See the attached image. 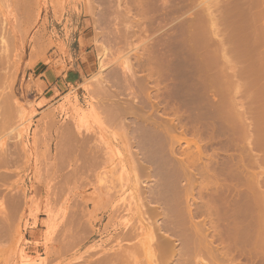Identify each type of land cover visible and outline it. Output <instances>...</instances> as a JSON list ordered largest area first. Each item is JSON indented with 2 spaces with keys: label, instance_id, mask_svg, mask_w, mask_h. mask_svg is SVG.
Segmentation results:
<instances>
[{
  "label": "rangeland",
  "instance_id": "374dc122",
  "mask_svg": "<svg viewBox=\"0 0 264 264\" xmlns=\"http://www.w3.org/2000/svg\"><path fill=\"white\" fill-rule=\"evenodd\" d=\"M152 1L148 0V6L145 7V11L148 10L149 14H147L150 20L147 19L139 24L141 27H146V31L140 33L139 30L141 31L142 28L138 25L137 30L136 25L141 17L139 14L141 9L136 0H0V56L4 55L1 54L3 53L1 51L2 37L8 39L11 46H9L10 53L6 64L3 65L4 67L0 66V122L6 120V118L7 120L10 119L9 122L6 120V125L2 122L4 126H0V153L9 152L11 155L13 153V160L15 159L11 161L12 163H7L8 166L5 165L0 169V176L2 174V180L0 179V194H2L0 197H6L2 200L0 198V201H2V203L0 202V213L3 217L0 220L2 219L3 224H6L4 227L6 231L3 230L6 234L3 232L0 234V236H2V233L4 234L2 236L4 238H0V264H96L100 261V258L103 261L113 251L120 250H116V241L114 242V240L123 235V231L128 224L141 229V234L139 233L133 241L136 247L132 248L131 253L137 255L139 262H145V264H179V261L182 260L181 257H175L172 253L165 255V252L164 254L161 253L163 255L159 254L160 258L158 257V260L153 261L149 253L153 248L156 250L155 247L157 246L154 247L152 237L149 234L152 233L155 236L154 242L157 240V245L161 241V239L159 241L160 236H175L166 229L165 223L170 218L177 226L181 225L183 221H188L190 219L189 206L190 208L192 206V213L196 214L193 220L195 218L194 221L197 223L208 222L210 216L213 217L214 222L219 219L218 216L215 217V215L210 214L209 216L208 211L205 212L207 210L205 206H207L211 194L218 190L216 187H210L207 191L205 189L200 191V188H197L194 196L196 199L193 197L192 201L186 198L188 178L182 173L183 161L186 159L184 155L188 152L184 148L186 143L181 142L179 147L177 144L173 146L170 136L164 129L161 131L162 128H160L156 131L152 123L162 121L161 119L166 117L165 115L169 119L176 118L179 114L183 115L182 124L187 125L185 127L186 132H189L188 134L192 136L186 133L187 138H196V141L200 139V143H202L203 154L205 153L204 156L206 157L201 164L204 165V162L209 163L208 167L210 166V169L216 172L221 168H228L226 163L229 156L238 154L240 151V148L237 147L236 149V146L233 147L234 145L230 144V139L233 136V139H235L239 134H243L240 129L237 130L240 127L239 122L242 124L246 121L245 129L247 130L245 131L249 134L247 135V138L249 137L247 141L257 138L258 135L255 134L258 132V138H264V130H262L264 129V88H260L264 87V33H260L264 31L262 30L264 29V11L261 13L264 2L263 0H257L259 4H262L260 6L256 0H155L153 1L154 4ZM219 1H222V3ZM212 2L215 4L221 3V5L219 4L221 7L224 4L221 11H219L220 7L218 9L216 5L211 10H214V13H209L210 10L206 11V9H211L214 6ZM151 6L154 8L151 9ZM205 6H208V8H205ZM260 8L261 10H259ZM203 9L204 12L209 13V17L207 13V16L204 15ZM127 10H131L130 16H124ZM193 13L195 15L199 13L200 18L198 17V19L205 18L201 20L206 23H201V20L198 19H195L196 22H194L193 18H196V16ZM202 13H204L203 17ZM211 14L212 16L216 15L211 17ZM206 17H211V20ZM190 20H192V23L194 22V26L197 23V26L194 27L191 24V28L189 27L191 34L186 28L190 25ZM203 24L205 30L209 28L208 32H211L208 35L213 34L215 30L216 33L221 31L218 36L214 33L216 36L214 38H212L214 34L211 35L213 41H210H212V44L208 42L210 35H206L208 39L205 36L207 30L205 32L204 27L201 26ZM183 26H185V29ZM133 27L137 31H134ZM192 27L196 29L194 30ZM199 28L201 29L198 30ZM192 29L194 31L198 30L197 33L193 32ZM203 30L204 37H202V33H199ZM137 32H139L138 35ZM193 34L195 35L194 39L198 38V42L192 38L194 37ZM222 39H226L227 44L225 42L223 44L224 40ZM163 42L166 44L164 49L168 52L166 62L169 63L164 62L166 68L164 71L165 76H162L163 81L157 79L158 83L160 82L159 97L161 102L159 100L160 106L158 105L161 107L160 113L163 115L165 111L168 112H165L167 114L162 117L155 109L157 105H154L158 103L154 97L155 91H157L154 86L157 81L155 84L153 82L156 78L152 77V80L146 81L148 72L145 66H143L145 69H142L141 61L146 60L142 58L147 56L146 48L148 45H150V48L153 45L159 48ZM197 43L202 44L198 46ZM209 43L211 45L209 47H213L211 49L216 46L220 47H216L217 51L215 49L211 51L210 48H208V51L206 45ZM214 45L216 46L214 47ZM223 45H227L228 48ZM219 48L221 49L219 50ZM203 50L205 54L211 51L210 55L216 52V56H214V53L208 59L209 54L205 56ZM33 56L34 58L30 61ZM212 57H217L215 59H220L221 62L219 60L216 62L217 64L213 63L216 60ZM221 57H223V62ZM201 58L208 60L204 61ZM203 61L206 62V67ZM100 64L103 65H101L103 68L99 67ZM155 65L158 66V63ZM208 65L210 66L209 71ZM140 68L142 70H138ZM101 70L102 72H99L101 79L99 78L100 80L97 81L96 73L99 74L98 71ZM148 71L150 72L149 68ZM226 73L232 76L228 79L229 76ZM155 76L158 77V75ZM209 84H211L212 89L209 88ZM257 88L263 92H259L260 90H257ZM223 89H226V91L223 92ZM230 91L231 94H228ZM226 92L228 96L225 94ZM255 96H258L256 97L257 100H254ZM227 97H230L229 101H226ZM139 99H142L141 102ZM251 99L254 100L253 104ZM181 100L183 101L180 102ZM226 102H229V106ZM236 102L238 103L234 105ZM161 105L164 106V109ZM173 106L180 107L178 108L180 110L177 109L178 114L176 110L172 109ZM234 106L239 111L234 109ZM249 106H251V109ZM169 107L173 110H171L172 112H170ZM255 107L256 109L253 110ZM247 109L252 111H247ZM237 111L239 113H236ZM244 111L248 112L249 116L245 115ZM241 113L246 117H242ZM259 113L263 116L261 117ZM229 114H232L235 119L231 116L229 118ZM7 115L10 117L8 118ZM157 116L162 118L160 119ZM239 116L246 120L243 119L244 121L241 122L242 118ZM230 119L238 122L234 123L233 121V124H235L233 125ZM259 120H262L263 123ZM150 121L152 123H149ZM224 122H227L226 125ZM147 124L151 126L148 127ZM214 129H217V131ZM161 132L163 136H161ZM68 133L70 136L72 134V139ZM164 134L169 137L165 136L167 141L163 138ZM241 136H239V140ZM63 137H67V139L64 138L67 144L72 140L69 143L70 145L66 143V145H62ZM138 139L142 141L140 142ZM218 140L220 143H218ZM145 141L149 143L146 144ZM139 142L143 144H139ZM59 145L61 150L66 149L65 151L68 152L62 150L63 152L60 154L64 153L63 158L59 154L61 151ZM71 145L75 147L72 148ZM142 147H145V150ZM171 150L174 153H171ZM259 151H252L251 157L264 156V150ZM214 153L216 154L213 155ZM173 154H176V157ZM180 154L185 158L182 159ZM146 155H154V157L150 156V160L152 158H155V160L152 159L144 167L146 165L144 162ZM57 156H60L61 160L58 161ZM216 157L218 158L216 159ZM135 158L136 160H134ZM139 161L142 162V165ZM170 161L174 164H170ZM185 161L187 162V160ZM150 162L153 163L154 170H151L153 167ZM186 162L185 164H187ZM220 163L223 164H221L222 167ZM180 164L182 165L180 166ZM203 165L199 167L202 168ZM173 166H178V170ZM9 167L12 169L10 168V170ZM212 167L216 168L213 169ZM143 168H145V172H149V175L144 172ZM148 168L150 169L148 170ZM75 169H78L81 178L70 176ZM194 169L201 170L198 167ZM198 170H195V173H198ZM3 171L5 172L3 173ZM227 175L224 172L221 183L230 184L234 182L233 178H230V176L228 178ZM219 191L222 193L223 190L219 188ZM171 193L175 194L171 195ZM209 194L210 196H208ZM236 194L238 192L232 191L228 194L227 199L231 203L235 200H237L236 202L242 201L241 197H238L239 194L238 196ZM234 195L238 198L235 199ZM14 197L16 200L12 199ZM23 197L24 199H22ZM1 205L6 206V208ZM129 206L134 209L132 207L128 208ZM3 209H7V211ZM229 210L231 211L230 208ZM229 210H226L227 213H225V217L228 214L226 222L222 221L224 224L222 222L221 225L219 224L221 229L226 228L229 221L232 224V219L235 220V218L240 221L246 220L245 223H249L248 225L252 224L251 220L254 216L252 212H248L246 215L242 213V216L239 212L233 213ZM193 211H196V213ZM117 217H121V220L123 217V220L121 221ZM7 220H11L12 223H8ZM145 220L146 222L150 221V223L147 222L148 224H146ZM140 222H142L141 225ZM245 223L240 225L248 226ZM7 225L9 227H6ZM9 228L11 230H8ZM151 228L152 232H150ZM173 236L171 238L176 241H173L177 244L176 247L181 248V238H178L177 241V236ZM109 243L113 244L110 245ZM157 248H160V246L158 245ZM159 250L156 252L160 253ZM106 255L107 257H105ZM241 262L245 263L246 260L242 258Z\"/></svg>",
  "mask_w": 264,
  "mask_h": 264
},
{
  "label": "bare ground",
  "instance_id": "6f19581e",
  "mask_svg": "<svg viewBox=\"0 0 264 264\" xmlns=\"http://www.w3.org/2000/svg\"><path fill=\"white\" fill-rule=\"evenodd\" d=\"M153 1H155V0H153ZM153 1H152V3H153ZM161 1V0H160ZM180 1V0H179ZM184 1V0H183ZM191 1V0H190ZM210 1V0H209ZM231 1V0H230ZM235 1H237V0H235ZM253 1V0H252ZM157 2V1H156ZM167 2V1H166ZM169 2V1H168ZM216 2H218V1H216ZM219 2H221L222 3V1H219ZM256 2H257V0H256ZM263 2H264V0H263ZM262 2V3H263ZM136 3H137V5L140 7V12H139V14H140V19H139V21L136 23L137 25H136V29H137V27H138V25L139 24H141L142 22H145V20H147L148 19V10L147 11H145V7H146V5H147V3H148V0H136ZM155 3V2H154ZM153 3V4H154ZM163 3V2H162ZM213 4H214V6L210 9H206V11H211L214 7H218V9H219V7H220V10L219 11H221V9L223 8V6H224V4H223V6L221 7L220 5H221V3H217V4H215L214 2H212ZM228 3V2H227ZM233 3V2H232ZM237 3V2H236ZM240 3V2H239ZM258 4H259V2H257ZM261 3V2H260ZM192 4V3H191ZM166 5V4H165ZM209 5H212V4H209ZM216 5V6H215ZM219 5V6H218ZM260 6H262V4H259ZM148 6V5H147ZM195 6V5H194ZM201 6V5H200ZM235 6V5H234ZM259 6V7H260ZM264 6V5H263ZM159 7V6H158ZM162 7V6H161ZM165 7V6H164ZM163 7V8H164ZM149 8V7H148ZM151 9H153L152 8V6L150 7ZM149 8V9H150ZM162 8V9H163ZM167 8V7H166ZM165 8V9H166ZM205 8H208V6L206 7L205 6ZM262 8V7H261ZM261 8L259 9V10H261ZM201 9V8H200ZM167 10V9H166ZM165 10V11H166ZM202 10V9H201ZM226 10H227V7H226ZM225 10V11H226ZM130 11L131 10H127V13L124 15V16H127V15H129L130 14ZM204 12V9H203V12L205 13H202V17L204 16V15H206V13L207 12ZM214 11V10H213ZM213 11H211V12H209V13H212ZM264 11V8H262V10H261V13ZM152 12V11H151ZM194 12V11H193ZM148 13V14H147ZM194 13H196V12H194ZM193 13V14H194ZM199 13H201V12H199ZM198 13V15L196 14H194V16H196V18H193L192 20L194 21V22H196L195 21V19L197 20L198 19V17L200 18V14ZM209 13H207V15H208V17L210 16L209 15ZM214 13V12H213ZM224 13V12H223ZM204 14V15H203ZM131 15V14H130ZM129 15V16H130ZM206 15V16H207ZM216 14H214L213 16H215ZM212 16V14H211V17H213ZM192 17H193V15H192ZM208 17H206V18H208ZM210 17V18H211ZM129 18V17H128ZM131 18H133V17H131ZM152 18V17H151ZM210 18H208V20H211ZM202 20H204L205 18H201ZM201 19H198L199 21L201 20ZM213 19V18H212ZM148 20H150V19H148ZM152 20V19H151ZM192 20H190V22L192 21ZM200 21L201 23L203 22V21ZM153 21V20H152ZM155 21V20H154ZM188 21V20H187ZM207 21V20H206ZM213 21V20H212ZM127 22V21H126ZM150 22V21H149ZM186 22V21H185ZM189 22V23H190ZM194 22L192 23H190V25L188 26V27H186L187 29H188V31H189V33L191 34V32H190V30H189V27L191 28V26L193 25L194 26ZM208 22V21H207ZM213 22H216V21H213ZM122 23V22H121ZM203 23H206V22H203ZM212 23V22H211ZM192 24V25H191ZM197 24V23H196ZM195 24V26H197ZM214 24V23H213ZM217 24V23H216ZM185 25V24H184ZM198 25H200L199 23H198ZM212 25V24H211ZM133 26V25H132ZM144 26V25H143ZM182 26V25H181ZM194 26V27H195ZM201 26H203L204 27V30H205V26H204V24L203 25H201ZM201 26H199V27H201ZM213 26V25H212ZM216 26H218V25H216ZM128 28H129V26H127ZM139 27L140 28H142V30L140 31L139 30V32L140 33H142V31L144 32V31H146L145 29H146V27L144 28V27H141V25H139ZM138 27V28H139ZM184 27V29H185V26H183ZM213 27H215V25L213 26ZM123 28V27H122ZM143 28H144V30H143ZM182 28V27H181ZM193 28V27H192ZM207 28V27H206ZM212 28V27H211ZM261 29H262V27H260ZM132 29H134V31H137L134 27L132 28ZM131 29V30H132ZM180 29V28H179ZM194 29V28H193ZM192 29V31L193 32H196L197 33V31L198 30H200L201 28H199L197 31H194ZM213 29V28H212ZM219 29V28H218ZM130 30V31H131ZM181 30V29H180ZM204 30H203V32H199V33H202V37H204ZM207 30V34L205 33V36L206 35H208V33H211V32H208L209 31V28H207L206 29ZM206 30H205V32H206ZM262 30H264V29H262ZM182 31H184V30H182ZM187 31V32H188ZM128 32V31H127ZM139 32H137V35H138V33ZM192 32V33H193ZM213 32V31H212ZM217 31L215 30V34L218 36V33H220V32H218V33H216ZM135 33V32H134ZM180 33V32H179ZM213 33V34H214ZM260 33H264V31L262 32H260ZM125 34V33H124ZM136 34V33H135ZM182 34V33H181ZM213 34H211V35H213ZM215 34L212 36V38H214V36H215ZM187 35V34H186ZM194 35V34H193ZM210 35V34H209ZM208 35V36H209ZM211 35H210V37H208L207 38V36H206V38L209 40L208 42H210L211 44H212V38H211ZM263 35V34H262ZM126 36H127V34H126ZM134 36V35H133ZM192 36V35H191ZM135 37H138V36H135ZM140 37V36H139ZM183 37V36H182ZM185 37V36H184ZM189 37V36H188ZM187 37V38H188ZM197 37H198V35H197ZM200 37V36H199ZM216 37V36H215ZM193 39L195 38V35H194V37H192ZM205 38V39H206ZM182 39V38H181ZM191 39V38H190ZM198 39V38H197ZM197 39H194V40H197ZM129 40V39H128ZM140 40V39H139ZM143 40V39H142ZM164 40V39H163ZM203 40V39H202ZM210 40H212V41H210ZM218 40V39H217ZM217 40H215V41H217ZM222 40H224L223 41V44H225L226 43V39H222ZM123 41V40H122ZM158 41H160V40H158ZM199 41H200V39H199ZM125 42V41H124ZM128 42V41H127ZM144 42V41H143ZM191 42V41H190ZM194 42H196V41H194ZM197 42H198V40H197ZM218 42V41H217ZM225 42V43H224ZM9 43V41H8V39H6L5 37H2L1 38V46H2V52L3 53H1V54H4V55H2V56H0V66L2 67L3 65H5L6 64V60L8 59V56H9V46H10V43ZM165 42H163L160 46H159V48H156V47H154V45H153V47H149L150 45H148V47L146 48L147 49V56H146V58L144 57V58H142V59H146L144 62H142L141 60V64H142V69L144 68L145 69V67H146V69H147V74H148V79L146 80V81H150V80H152V77H155L156 79H155V81L153 82L154 84H155V82L157 81V79H158V81H160V80H162V78L165 76V68H166V65L164 66V64L166 63L167 64V62H166V60H167V54H168V52L166 51V49H164L166 46H164V45H166V44H164ZM202 43H203V41H202ZM202 43H199V44H202ZM205 43H206V40H205ZM205 43H203L204 45H205ZM210 43L209 44H207L206 46H208L207 47V49L206 50H208V48H210L209 47V45H210ZM214 43V42H213ZM198 44V43H197ZM199 44H198V46H199ZM214 44H217V43H214ZM227 44V43H226ZM194 45V44H193ZM217 45H219V44H217ZM195 46V45H194ZM197 46V47H198ZM211 46V45H210ZM213 46V45H212ZM216 45H214V47H215ZM223 46H227V45H223ZM11 47V46H10ZM196 47V46H195ZM194 47V48H195ZM216 47H220V46H216ZM216 47L214 48L216 51H217V49H216ZM144 48V49H145ZM200 48H202V47H200ZM211 48H213V47H211ZM210 48V50L211 51H214V49H211ZM222 48V47H221ZM221 48H219V50L221 49ZM227 48H228V46H227ZM226 48V49H227ZM195 49H197V48H195ZM204 49V48H203ZM218 50V51H219ZM224 50H225V48H224ZM199 51V50H198ZM209 51V50H208ZM210 51V52H211ZM203 52H204V50H203ZM210 52L209 53H206V54H209L208 56H207V58L209 59V57L210 56H213V54H214V56H216V52H213V54L212 55H210ZM198 53V52H197ZM204 54H205V52H204ZM206 54H205V56H206ZM196 56H197V54H196ZM198 56H199V54H198ZM101 57V56H100ZM204 57V56H203ZM219 57V56H218ZM224 57V56H223ZM223 57H221V59L223 58ZM34 58V56L33 57H31V60L30 61H32V59ZM212 58H214V57H212ZM215 58H217V57H215ZM214 58V59H215ZM102 59V58H101ZM100 59V60H101ZM198 59V58H197ZM201 59H204V61L206 60L205 58H201ZM207 59V60H208ZM213 59V60H214ZM200 60V59H199ZM206 60V61H207ZM216 60V59H215ZM220 59H217L215 62H213V63H216L217 61H219ZM227 60V59H226ZM228 60H229V57H228ZM34 61V60H33ZM170 61V60H169ZM197 61V60H196ZM203 61V63H204V65H205V63L206 62H204ZM211 62H212V60H210ZM209 61V62H210ZM225 61V60H224ZM102 62V61H101ZM165 62V63H164ZM172 62V61H171ZM208 62V63H209ZM210 62V63H211ZM220 62H221V60H220ZM222 62H223V59H222ZM30 63H32V62H30ZM104 63V62H103ZM138 63V62H137ZM156 63H158V66L157 65H155ZM169 63V62H168ZM219 63V62H218ZM140 64V63H139ZM217 64V63H216ZM32 65V64H31ZM102 64H100L99 65V67L101 66ZM201 65V64H200ZM210 65V64H209ZM208 65V66H209ZM215 65V64H214ZM103 66V65H102ZM101 66V67H102ZM141 66V65H140ZM143 66H145V67H143ZM168 66V65H167ZM216 66V65H215ZM214 66V67H215ZM221 66V65H220ZM4 67V66H3ZM149 68V70H150V72L148 71V68ZM205 67H206V65H205ZM213 67V66H212ZM103 68V67H102ZM101 68V69H102ZM139 68V67H138ZM209 68H210V66L208 67V71H209ZM100 69V68H99ZM141 68L140 69H138V70H142ZM143 69V70H144ZM167 69H168V67H167ZM201 69V68H200ZM103 70V69H102ZM102 70L101 71H98V73L99 72H102ZM131 71V70H130ZM130 71H129V73H130ZM146 71V70H145ZM210 71H211V69H210ZM104 72V71H103ZM135 72V71H134ZM170 72V71H169ZM137 73V72H136ZM168 73V72H167ZM225 73V72H224ZM223 73V74H224ZM138 74V73H137ZM96 75H97V77L98 76H100V73L99 74H97L96 73ZM102 75V74H101ZM140 75V74H139ZM154 75V76H153ZM155 75H158V77L157 76H155ZM164 75V76H163ZM168 75V74H167ZM207 75V74H206ZM217 75V74H216ZM226 75H227V73H226ZM230 75V74H229ZM229 75H227V76H229ZM127 76H129V75H127ZM137 76V75H136ZM163 76V77H162ZM201 76V75H200ZM224 76V75H223ZM222 76V77H223ZM232 76V75H231ZM231 76H229L228 77V79L231 77ZM96 77V80L98 81V79L100 78L101 79V76L100 77H98L97 78ZM105 77V76H104ZM144 77V76H143ZM142 77V78H143ZM169 77V76H168ZM171 77H172V75H171ZM173 77H175V76H173ZM207 77H209V76H207ZM214 77V76H213ZM221 77V78H222ZM136 78H138V77H136ZM135 78V79H136ZM212 78V77H211ZM220 78V79H221ZM99 79V80H100ZM125 79V78H124ZM129 79V78H128ZM131 79V78H130ZM167 79V78H166ZM200 79V78H199ZM226 79V78H225ZM224 79V80H225ZM227 79V80H228ZM95 80V79H94ZM103 80V79H102ZM132 80V79H131ZM138 80V79H137ZM144 80V79H143ZM207 80V79H206ZM218 80V79H217ZM104 81V80H103ZM130 81V80H129ZM148 81V82H149ZM158 81H157V83H158ZM163 81V80H162ZM178 81V80H177ZM176 81V82H177ZM204 81V80H203ZM208 81V80H207ZM131 82V81H130ZM139 82V81H138ZM145 82V81H144ZM208 82H210V80L208 81ZM213 82V81H212ZM211 82V83H212ZM215 82V81H214ZM102 83V82H101ZM127 83H128V80H127ZM132 83V82H131ZM135 83H136V81H135ZM151 83V82H150ZM156 83V85L154 86V84H153V86L155 87V88H157V91H155L156 93H155V95H154V97H155V100H157L158 101V103L157 104H154L155 106L157 105V108H155V109H157V112H158V114L160 113V108L161 107H159L160 105H159V100H160V97H159V92H160V82L157 84ZM181 83V82H180ZM203 83V82H202ZM216 83V82H215ZM93 84V83H92ZM100 84V83H99ZM177 84V83H176ZM218 84V83H217ZM222 84V83H221ZM101 85V84H100ZM142 85V84H141ZM146 85V84H145ZM151 86H152V84H150ZM206 85V84H205ZM211 84H209V88H211V86H210ZM261 85V84H260ZM263 85H264V83H263ZM262 85V86H263ZM126 86V85H125ZM147 86H148V84H147ZM167 86V85H166ZM165 86V87H166ZM217 86V85H216ZM219 86V85H218ZM217 86V87H218ZM87 87V86H86ZM123 87V86H122ZM129 87H130V85H129ZM213 87V86H212ZM124 88V87H123ZM131 88V87H130ZM139 88V87H138ZM151 88V87H150ZM215 88V87H214ZM260 88H264V87H260ZM212 89V88H211ZM228 89V88H227ZM125 90V89H124ZM173 90V89H172ZM257 90H260L259 88H257ZM264 90V89H263ZM209 91H210V89H209ZM224 91H226V89L224 90L223 89V92ZM228 91H229V89H228ZM256 91V90H255ZM149 92H150V89H149ZM205 92V91H204ZM241 92V91H240ZM240 92H238V93H240ZM259 92H263V91H259ZM145 93V92H144ZM132 94V93H131ZM130 94V95H131ZM142 94V93H141ZM146 95H147V93H145ZM222 94V93H221ZM226 95H227V92L225 93ZM228 94H231V91L230 92H228ZM246 94V93H245ZM256 94H258L257 92H256ZM152 95V94H151ZM160 95H162V94H160ZM225 95V96H226ZM243 95V94H242ZM132 96V95H131ZM134 96V95H133ZM145 96V95H144ZM150 96V95H149ZM148 96V97H149ZM169 96H170V94H169ZM218 96V95H217ZM228 96V95H227ZM231 96V95H230ZM237 96H238V94H237ZM248 96H250V95H248ZM247 96V97H248ZM260 96V95H259ZM113 97H115V96H113ZM139 97V96H138ZM141 97H143V96H141ZM221 97L222 98H224L223 97V95H221ZM254 97V96H253ZM256 97H258V96H255V99L254 100H257L256 99ZM133 98H135V97H133ZM150 98V97H149ZM228 98V99H227ZM227 98H225V99H227L226 101H229V99H230V97H227ZM233 98V97H232ZM234 98H235V96H234ZM243 98H245V97H243ZM252 98V97H251ZM261 98V97H260ZM137 99V98H136ZM148 99V98H147ZM236 99V98H235ZM247 99V98H246ZM259 99V98H258ZM140 100V99H139ZM142 100V99H141ZM141 100H140V102H141ZM144 100V99H143ZM152 100H153V97H152ZM172 100V99H171ZM232 100V99H231ZM230 100V101H231ZM234 100V99H233ZM244 100V99H243ZM253 100V101H254ZM261 100V99H260ZM164 101V100H163ZM167 101H169V100H167ZM167 101H165V102H167ZM183 100H181L180 102H182ZM236 101V100H235ZM240 101V100H239ZM238 101V102H239ZM242 101V100H241ZM244 101H247V100H244ZM251 101H252V99H251ZM252 101V104L254 103ZM152 102V101H151ZM160 102H161V100H160ZM170 102V101H169ZM173 102H174V99H173ZM223 102V101H222ZM234 102V101H233ZM238 102H236L234 105H236ZM250 102V101H249ZM257 102V101H256ZM178 103V102H177ZM228 103L229 102H226V104L228 105ZM247 103V102H246ZM264 103V102H263ZM147 104H149V103H147ZM164 104V103H163ZM166 104V103H165ZM176 104V103H175ZM181 104V103H180ZM224 104V103H223ZM243 104V103H242ZM250 104V103H249ZM153 105V106H154ZM159 105V106H158ZM231 105V104H230ZM241 105V104H240ZM244 105V104H243ZM243 105H241V106H243ZM161 106H163V105H161ZM180 106V105H179ZM184 106V105H183ZM229 106V105H228ZM233 106V105H232ZM237 106H239V105H237ZM247 107H248V105H246ZM245 106V107H246ZM257 106V105H256ZM262 106V105H261ZM167 108H168V106H166ZM177 107V106H176ZM176 107H174L173 106V110H176V112H177V114H178V112L179 111H177V109L178 108H180V107H178V108H176ZM236 106H234V109H236V110H238L239 111V109L238 108H235ZM244 107V106H243ZM242 107V108H243ZM251 106H249V108H250ZM1 108V107H0ZM170 108V112H172L173 110L171 109V107H169ZM176 108V109H175ZM230 108V107H229ZM261 108V107H260ZM154 109V110H155ZM163 109H164V106H163ZM233 109V110H234ZM243 109H246V108H243ZM251 109V108H250ZM256 109V107L253 109V110H255ZM134 110H136V109H134ZM166 110V109H165ZM164 110V111H165ZM172 110V111H171ZM178 110H180V109H178ZM240 110H242V109H240ZM263 110V109H262ZM116 111V110H115ZM123 111V110H122ZM137 111V110H136ZM163 111V110H162ZM161 111V112H162ZM204 111V110H203ZM221 111V110H220ZM236 112V113H239V112ZM247 111H252V110H248L247 109ZM258 111V110H257ZM153 112H155V111H153ZM156 112V113H157ZM165 112H167V111H165ZM164 112V114H167V113H165ZM176 112H175V114H176ZM229 112V111H228ZM245 112V111H244ZM243 112V113H244ZM264 112V111H263ZM126 113H127V110H126ZM134 113V112H133ZM163 113V112H162ZM205 113V112H204ZM248 112H245V115L247 114ZM153 114H155V113H153ZM161 114V113H160ZM163 114V115H164ZM182 114V113H181ZM228 114V113H227ZM233 114H235V113H233ZM242 114V113H241ZM251 115H252V113H250ZM264 114V113H263ZM9 115V114H8ZM8 115H7V117H8ZM128 115V114H127ZM162 115V114H161ZM163 115H162V117H163ZM245 115H241L242 117L243 116H245ZM259 115H261V117L263 116L262 114H260L259 113ZM121 116V115H120ZM166 117H164L163 119H161L162 117H160V116H157V117H159L162 121H160V122H158V121H155V122H149V123H152L153 124V127H154V129L156 130V129H160V128H162V130L161 131H163V129H164V131L170 136V140H171V142H172V145L173 146H176V144L178 145V147H179V145L181 144V142H185L184 144L186 145L184 148L185 149H187L188 150V152L184 155L185 157H186V159H184V161H183V165L182 164H180V166L182 165V173H183V175L185 176V177H187L188 178V185H187V187H186V198L187 199H191L192 200V198L196 195L195 194V192H196V190H197V188L199 189L200 188V191L201 190H206L207 191V189H209L210 187H213L214 186V188L216 187L218 190H219V188L220 189H222L223 191H222V193L219 191L218 192V190H216V192L215 193H212L211 194V196H210V194L208 195V196H210V200L209 201H207V206H205V207H207L206 209L207 210H205V212L206 211H208V215L210 214V215H215V217L216 216H218V218L219 219H217V221L215 220V222H214V220H213V217L212 216H210V219L208 220V222L207 221H203V223H197V222H195L194 220H195V218H194V220H193V217H194V215H195V217H196V214H193L192 213V206H191V208H190V206L188 207L189 209H188V211H189V214H190V219L188 220V221H183L182 223H181V225H180V228L178 229V226H177V224L175 223V222H173V220L170 218L169 219V221L167 222V223H165V225H166V229H168L170 232H172L175 236H177L176 237V239H177V241L179 240L178 238H181V240H180V242H181V248H179L178 246L176 247V245L177 244H175L173 241H175V240H173V238H171V236H173V235H169V236H165V235H162L163 237H161L160 236V234H159V232H158V234H159V236H160V238H159V241H160V239H161V241H160V243L158 244L159 246H160V248H157L158 247V245L156 244V241L154 242V237L155 236H153L152 235V233L151 234H149V235H151V237H152V241H153V243H154V247L155 246H157V247H155V249L156 250H154V248L150 251V253H149V256L151 257V259L153 260V261H155V260H158L159 258H160V255H163L164 254V252H165V255L167 254V253H172L175 257H181L180 259H182V260H180L179 261V264H264V156H260V155H257V157H255V158H253V157H251V153H252V151H254V152H257L258 150H260V151H262V150H264V138L262 139V138H258L259 137V132L258 133H256L255 135H258V137L257 138H255V139H253L252 138V141L250 142V141H247L248 140V138H247V135H249L248 134V132H246L245 130H247V129H245V127H246V121H244V120H246L245 118H242L241 116H239V117H241L240 119L242 120H240L241 122H243V123H245L244 125H243V123L241 124L240 122L238 123V125H240V127L239 128H237V130L238 129H240L241 130V132L243 133V134H239V136H241L240 138V140L238 139L239 138V136L237 137V138H235V139H233L234 138V136L232 137V139H230L231 141H230V144H233L234 146L233 147H235L236 146V149H237V147L238 148H240V151L238 152V154H235V155H228L229 156V158H228V160H227V166H228V168L227 167H225V168H227V169H220V170H218L217 172L214 170V171H212L211 169H210V166L208 167V165H210L209 163H205L204 162V165L203 164H201V163H203V161H205L204 160V158L206 157V156H204V154H203V148H202V143H200V139H197V140H199V141H196V138H190V139H188L187 138V136L189 135L187 132H186V126L184 125V124H182V116L183 115H177V117L175 116V115H173V116H175L176 118H168V116L167 115H165ZM171 116H172V114H171ZM234 117V116H232V114L230 115L229 114V118H231V117ZM247 116H249L248 114H247ZM254 116V115H253ZM4 117H5V115H4ZM3 117V118H4ZM10 117V116H9ZM8 117V118H9ZM155 117V116H154ZM186 117V116H185ZM189 117V116H188ZM197 117V116H196ZM237 117V116H236ZM246 117V116H245ZM2 118V117H1ZM187 118V117H186ZM225 118H226V114H225ZM228 118V117H227ZM238 118V117H237ZM252 118V117H251ZM155 119V118H154ZM157 119V118H156ZM217 119V118H216ZM222 119V118H221ZM224 119V118H223ZM233 119V118H232ZM232 119H230V121L232 122L231 124H233V121H232ZM234 119H235V117H234ZM244 119V120H243ZM259 119H261V118H259ZM2 120V119H1ZM6 120H7V118H6ZM6 120L4 119V120H2V122L4 123V125H6L7 123H6ZM10 120V119H9ZM9 120H7L8 122H9ZM152 120V119H151ZM159 120V119H158ZM191 120H192V118H191ZM196 120V119H195ZM224 120H226V119H224ZM229 120V119H228ZM227 120V121H228ZM136 121H138V120H136ZM194 121V120H193ZM212 121V120H211ZM220 121V120H219ZM223 121V120H222ZM237 121V120H236ZM236 121H234V123H236ZM260 121V120H259ZM2 122H0V123H2ZM238 122V121H237ZM260 122H262V120L260 121ZM3 123L0 125V126H2L3 125ZM6 123V124H5ZM187 123V122H186ZM210 123V122H209ZM223 123V122H222ZM225 123V125H226V123L227 122H224ZM247 123H249L248 121H247ZM263 123V122H262ZM134 124V123H133ZM138 124V123H137ZM253 124V123H252ZM3 125V126H4ZM132 125V124H131ZM135 125V124H134ZM184 125V126H183ZM209 125V124H208ZM219 125V124H218ZM230 125V124H229ZM233 125H235V124H233ZM124 126V125H123ZM147 126L149 127V126H151L150 124H147ZM193 126H194V124H193ZM216 126V125H215ZM195 127V126H194ZM197 127V126H196ZM208 127V126H207ZM211 127H212V123H211ZM218 127V126H217ZM231 127H232V125H231ZM230 127V128H231ZM258 127V126H257ZM80 128V127H79ZM189 128V127H188ZM258 128H261V127H258ZM198 129V128H197ZM221 129V128H220ZM232 129V128H231ZM262 129V128H261ZM151 130V129H150ZM214 130H216L217 131V129H214ZM232 130H234V129H232ZM257 130H260V129H257ZM262 130H264V129H262ZM80 131V130H79ZM157 131V130H156ZM156 131H154V132H156ZM219 131V130H218ZM164 132V133H165ZM226 132V131H225ZM229 132V131H228ZM234 132V131H233ZM233 132H232V134H233ZM237 132V131H236ZM240 132V131H239ZM255 132H256V130H255ZM262 131H260V133H261ZM78 133H80V132H78ZM188 135H187V134ZM192 133H194L193 131H192ZM219 133V132H218ZM224 133V132H223ZM249 133H250V131H249ZM264 133V132H263ZM263 133H261L262 135H263ZM69 134V133H68ZM150 134V133H149ZM161 134H162V132H161ZM167 134H164V137L163 138H165V140L167 141V139H166V135ZM191 134V133H190ZM225 134H227V133H225ZM235 134H237V133H235ZM66 135V134H65ZM152 135V134H151ZM193 135H195V134H193ZM217 135V134H216ZM221 135V134H220ZM230 135V134H229ZM228 135V136H229ZM67 136V135H66ZM69 136H70V134H69ZM68 136V137H69ZM137 136H139L138 134H137ZM158 136V135H157ZM156 136V137H157ZM160 136V135H159ZM161 136H163V134L161 135ZM166 136V137H165ZM189 136H191V135H189ZM250 136H252L251 134H250ZM72 134H71V136H70V138L72 139ZM143 137V136H142ZM192 137V136H191ZM196 137V136H195ZM231 137V136H230ZM229 137V138H230ZM253 137V136H252ZM64 138H66L67 139V137H63V141H64V143H63V141H62V145L63 144H65L66 142V140H64ZM69 138V139H70ZM163 138H160L161 140H163ZM167 138H169V137H167ZM200 138V137H199ZM213 138V137H212ZM229 138L227 139L228 141H229ZM68 139V140H69ZM70 139V140H71ZM133 139H134V137H133ZM195 139V140H194ZM68 140H67V142H68ZM74 141L76 140V138L75 139H73ZM140 142L142 141V140H140V139H138ZM143 140H144V138H143ZM165 140H163V141H165ZM72 141V140H71ZM70 141V142H71ZM73 141V142H74ZM221 141V140H220ZM70 142H68V144L70 143ZM139 142V144H143V143H140ZM146 142V141H145ZM151 142V141H150ZM168 142H170L169 140H168ZM202 142V141H201ZM246 142H248V143H246ZM149 143V142H148ZM147 142H146V144H148ZM218 143H220L219 142V140H218ZM224 143H225V140H224ZM67 144V143H66ZM65 144V145H66ZM67 144V145H68ZM138 144V145H139ZM165 144V143H164ZM164 144H162V145H164ZM168 144V143H167ZM175 144V145H174ZM61 145V144H60ZM60 145H59V149L61 150V148H60ZM65 145H64V147H65ZM70 145V144H69ZM73 145V144H72ZM71 145V146H72ZM75 145V144H74ZM156 145H158L157 143H156ZM169 145V144H168ZM219 145V144H218ZM70 146V147H71ZM143 146V145H142ZM165 146H166V144H165ZM182 146V145H181ZM180 146V147H181ZM225 146H226V143H225ZM73 147H75V146H72V148ZM149 147V146H148ZM159 147V146H158ZM160 147H161V145H160ZM177 147V148H178ZM187 147V148H186ZM232 147V146H231ZM231 147H229V148H231ZM69 148V147H68ZM142 148H144V150H145V147H142ZM147 148V147H146ZM166 148H168V147H166ZM229 148L227 149V151L229 150ZM157 149V148H156ZM163 149V148H162ZM169 149V148H168ZM173 150H174V148H172ZM182 149V148H181ZM220 149H221V147H220ZM223 149V148H222ZM63 150V149H62ZM60 151L59 152V154L60 153H62L63 151H65L66 149H64L63 151ZM141 150V149H140ZM143 150V151H144ZM154 150V149H153ZM152 150V151H153ZM173 150H171V153H174V152H172ZM177 150V149H176ZM183 150V152H185ZM233 150H235V149H233ZM150 151V150H149ZM167 151V150H166ZM177 151H179V150H177ZM177 151H175V153L177 152ZM180 151H182V150H180ZM219 151V150H218ZM223 151V150H222ZM259 151V152H260ZM13 152H15L14 150H13ZM58 152V151H57ZM65 152H67V151H65ZM161 152V151H160ZM183 152H182V154H183ZM221 152V151H220ZM225 152V151H224ZM234 152V151H233ZM237 152V151H236ZM68 153V152H67ZM145 153V152H144ZM168 153V152H167ZM264 153V152H263ZM262 153V154H263ZM10 154V155H9ZM147 154V153H146ZM151 154H153V153H151ZM177 154H178V152H177ZM182 154H180L181 156H182V159H183V155ZM216 153H214L213 155H215ZM231 154V153H230ZM63 156H64V153L62 154ZM61 154H60V156L63 158V156H62ZM142 155H143V152H142ZM174 156L176 155V154H173ZM206 155V154H205ZM209 155V154H208ZM212 155V156H213ZM220 155V154H219ZM264 155V154H263ZM15 156H16V154H15ZM59 156V157H60ZM147 157H144V158H146V160H144V162L146 163V165H144V167L145 166H147L148 164H149V161H151L152 159L153 160H155V158H152L151 160H150V156H153L154 157V155H146ZM167 156V155H166ZM177 156H179V155H177ZM253 156V155H252ZM259 156V157H258ZM58 157V156H57ZM58 157V161H59V159L61 160V158H59ZM142 157V156H141ZM162 157V156H161ZM169 157V156H168ZM168 157H167V160H168ZM176 157V156H175ZM184 157V158H185ZM208 157V156H207ZM215 157V156H214ZM224 157H225V155H224ZM69 158V157H68ZM133 158V157H132ZM144 158H141V159H144ZM163 158V157H162ZM218 157H216V159H217ZM220 158V157H219ZM223 158V157H222ZM138 159V158H137ZM158 159H160V158H158ZM157 159V160H158ZM170 159V158H169ZM174 159V158H173ZM173 159H171L172 161H173ZM177 159H179V158H177ZM211 159V158H210ZM213 159V158H212ZM13 160V153H12V155H11V153H9V152H3V153H0V169H1V167H3V166H5V165H7L8 166V164L7 163H12L11 161ZM15 160V159H14ZM13 160V161H14ZM65 160H66V157H65ZM134 160H136V158L134 159ZM165 160H166V158H165ZM185 160H187V162L185 161ZM215 160V159H214ZM221 160V159H220ZM16 161H17V159H16ZM15 161V162H16ZM64 161V160H63ZM67 161V160H66ZM70 161V160H69ZM160 161V160H159ZM179 161V160H178ZM181 161V160H180ZM207 161V160H206ZM140 162V161H139ZM175 162V161H174ZM185 162L187 163V164H185ZM208 162V161H207ZM211 162H212V160H211ZM214 162H216V161H214ZM9 163V164H10ZM17 163V162H16ZM75 163V162H74ZM144 163V164H145ZM178 163V162H177ZM182 163V162H181ZM140 164L142 165V162H140ZM152 164V165H151ZM161 164V163H160ZM167 164H168V162H167ZM170 164H174V163H171V161H170ZM176 164V163H175ZM203 165V169L202 168H200L201 167V165ZM219 164V163H218ZM222 163H220V165H221ZM12 165V164H11ZM140 165V166H141ZM150 165L153 167V163H151L150 162ZM178 166H179V164H177ZM217 165V164H216ZM223 165V164H222ZM222 165H221V167H222ZM10 166V165H9ZM164 166V165H163ZM168 166H170V165H168ZM177 166V167H178ZM200 166V167H199ZM139 167V166H138ZM142 167V166H141ZM149 167V166H148ZM167 167V166H166ZM174 168L176 167V166H173ZM177 167H176V169H177ZM199 168V169H201L200 171L198 170V169H194V168ZM218 167V166H217ZM11 167H9V169H10ZM79 168V167H78ZM163 168V167H162ZM172 168V167H171ZM179 168V167H178ZM213 168V167H212ZM216 167H214L213 169H215ZM12 169V168H11ZM10 169V170H11ZM150 168H148V170H149ZM167 169V168H166ZM165 169V170H166ZM170 169V168H169ZM194 169V170H193ZM141 170V169H140ZM143 170H144V172H145V168H143ZM151 170H154V167H153V169H151ZM159 170V169H158ZM171 170V169H170ZM178 170V169H177ZM181 170V169H180ZM195 170H198L199 172L198 173H195ZM82 171V170H81ZM138 171V170H137ZM156 171V170H155ZM154 171V172H155ZM164 171V170H163ZM167 171V170H166ZM175 171V170H174ZM5 171H3V173H4ZM224 172H226L228 175V178H229V176H230V178H233V180H234V182L233 183H230V184H227L226 182L225 183H221V178H224L223 176H224ZM145 173H147V172H145ZM149 173V172H148ZM147 173V175H149ZM152 173V172H151ZM156 173H158V172H156ZM170 173V172H169ZM177 173V172H176ZM182 173H180V174H182ZM5 174H7V173H5ZM10 174V173H9ZM82 174V173H81ZM160 174V173H159ZM168 174V173H167ZM172 174V173H171ZM174 175V174H173ZM1 176H2V174H1ZM1 176H0V179H1ZM7 176H9V175H7ZM10 176H12V175H10ZM70 176H73L74 178H81L82 176L80 175V172H78V169H75L74 171H73V173L70 175ZM149 177V176H148ZM151 177V176H150ZM156 177V176H155ZM171 177H173V176H171ZM6 178V177H5ZM170 178V177H169ZM2 180V179H1ZM0 180V181H1ZM4 180V179H3ZM164 181V180H163ZM223 181V180H222ZM164 182H166V181H164ZM169 183V182H168ZM178 183V182H177ZM2 184V183H1ZM4 184V183H3ZM169 185V184H168ZM183 185V184H182ZM1 187V186H0ZM157 187V186H156ZM171 187V186H170ZM22 188V187H21ZM140 188V187H139ZM241 188V189H240ZM17 189H18V187H17ZM138 189V188H137ZM137 189H135V190H137ZM167 189V188H166ZM169 189H171V188H169ZM168 189V190H169ZM184 189V188H183ZM16 190V189H15ZM141 190V189H140ZM149 190V189H148ZM138 191V190H137ZM153 191V190H152ZM166 191V190H165ZM164 191V192H165ZM232 191H234V192H238V194H239V196H238V194H236L238 197H241V199H242V201H239V202H236L237 200H235V202L233 201L232 203L229 201V199H227V197H228V194H230ZM2 192V191H1ZM14 192H17V191H14ZM22 192H24V191H22ZM136 192V191H135ZM147 192V191H146ZM166 192H168V191H166ZM165 192V193H166ZM169 192H171V191H169ZM227 192V193H226ZM25 193V192H24ZM150 193V192H149ZM156 193V192H155ZM200 193V192H199ZM2 194V193H1ZM0 194V195H1ZM11 194V193H10ZM19 194V193H18ZM18 194H16V195H18ZM20 194H21V192H20ZM19 194V195H20ZM141 194V193H140ZM151 194V193H150ZM149 194V195H150ZM172 194H175V193H171V195ZM181 194V193H180ZM182 194H183V192H182ZM14 195H15V193H14ZM13 195V196H14ZM25 195V194H24ZM138 195V194H137ZM168 195V194H167ZM236 195H234V197H235V199H237L238 197L236 196ZM12 196V195H11ZM23 196V195H22ZM21 196V197H22ZM153 196V195H152ZM164 196V195H163ZM198 196V195H197ZM8 197H10V195H8ZM149 197V196H148ZM237 197V198H236ZM1 198V200H2V198L3 197H0ZM6 198V197H5ZM5 198H3V199H5ZM165 198V197H164ZM195 198V197H194ZM202 198V197H201ZM201 198H199V199H201ZM9 199V198H8ZM11 199V198H10ZM12 199H14V200H16V198L14 197V198H12ZM11 199V200H12ZM17 199H18V197H17ZM20 200H21V198H19ZM22 199H24V197L22 198ZM154 199H155V196H154ZM165 199H167V198H165ZM196 199V198H195ZM198 199V198H197ZM240 199V198H239ZM238 199V200H239ZM146 200V199H145ZM233 200V199H232ZM9 201V200H8ZM17 201H19V200H17ZM22 201V200H21ZM24 201V200H23ZM141 201V200H140ZM189 201V200H188ZM193 201V200H192ZM200 201V200H199ZM1 203H2V201H0ZM4 202H5V200H4ZM11 202V201H10ZM13 202V201H12ZM151 202V201H150ZM149 202V203H150ZM196 202V201H195ZM194 202V203H195ZM206 202V201H205ZM145 203V202H144ZM148 203V204H149ZM12 204V203H11ZM188 204V203H187ZM15 205H17V203H15ZM141 205V204H140ZM195 205V204H194ZM193 205V206H194ZM231 205H233V206H231ZM234 205H235V207H234ZM2 206V205H1ZM12 206V205H11ZM26 206V205H25ZM145 206V205H144ZM197 206V205H196ZM196 206H195V208H196ZM204 206V205H203ZM2 207H4V208H6V206H2ZM14 207V206H13ZM132 207V206H131ZM130 206L128 207V208H131ZM232 207H234V208H232ZM14 208H18V207H14ZM22 208V207H21ZM24 208V207H23ZM128 208H126V209H128ZM133 208V207H132ZM142 208V207H141ZM144 208V207H143ZM229 208L231 209V211L233 212V213H236V212H239V213H243V214H245L246 215V213H248V212H252L253 214H254V216H253V218H252V220H251V225H248L249 223H245V222H247L245 219V221H240V220H236V218H235V220L234 219H232L233 220V222H232V224L230 223V221L229 222H227V224H226V228H224V229H221V227H220V223L223 221V222H226L225 220H227L226 218H227V216H228V214L226 215V217H225V213H227V211L226 210H229ZM118 209V208H117ZM120 209V208H119ZM125 209V210H126ZM134 209V208H133ZM146 209V208H145ZM165 209V208H164ZM194 209V208H193ZM197 209H198V207H197ZM196 209V210H197ZM200 209H204V208H200ZM3 210H5V209H3ZM2 210V211H3ZM24 210V209H23ZM129 210V209H128ZM127 210V211H128ZM147 210V209H146ZM153 210V209H152ZM157 210V209H156ZM199 210V209H198ZM5 211H7V209L5 210ZM20 211V210H19ZM18 211V212H19ZM118 211V210H117ZM124 211V210H123ZM127 211H126V213H127ZM187 211V212H188ZM204 211V210H203ZM230 211V210H229ZM230 211V212H231ZM0 212H1V210H0ZM4 212V211H3ZM2 212V213H3ZM21 212V211H20ZM121 212V211H120ZM130 212H132V211H130ZM142 212H145V211H142ZM186 212V211H185ZM194 212V211H193ZM222 212H224V213H222ZM8 213V212H7ZM119 213V212H118ZM172 213H174V212H172ZM194 213H196V211L194 212ZM229 213V212H228ZM6 214V213H5ZM121 214V213H120ZM119 214V215H120ZM159 214V213H158ZM157 214V215H158ZM207 214V213H206ZM221 214V215H220ZM243 214H242V216H243ZM132 215V214H131ZM145 215V214H144ZM143 215V216H144ZM154 215H156L155 213H154ZM162 215V214H161ZM187 215V214H186ZM204 215V214H203ZM153 216V215H152ZM209 216H208V218H209ZM230 216V215H229ZM234 216V215H233ZM242 216H240V217H242ZM5 217H6V215H5ZM9 218H11L10 216H8ZM17 217V216H16ZM124 217V216H123ZM123 217H122V220H123ZM142 217V216H141ZM156 217V216H155ZM161 217V216H160ZM221 217H223V218H221ZM225 217V218H224ZM238 217V216H237ZM246 217H248V216H246ZM251 217V216H250ZM0 218H3L2 216H1V213H0ZM15 218V217H14ZM14 218H13V220H14ZM117 218H119V217H117ZM121 218V217H120ZM119 218V219H120ZM145 218H146V216H145ZM159 218V217H158ZM167 218H168V216H167ZM239 218V217H238ZM5 219V218H4ZM12 219V218H11ZM141 219V218H140ZM148 219V218H147ZM146 219V220H147ZM183 219H185V218H183ZM216 219V218H215ZM231 219V218H230ZM240 219V218H239ZM243 219V218H242ZM250 219V218H249ZM248 219V220H249ZM12 220V221H13ZM117 220V219H116ZM121 220V219H120ZM121 220V221H122ZM125 220H126V218H125ZM135 220V219H134ZM146 220H145V222H146ZM186 220V219H185ZM206 220H207V218H206ZM221 220V221H220ZM3 220L1 219L0 220V234H1V232H3V230H5L6 231V228L4 229V227H5V225L6 224H3L4 222H2ZM8 221V220H7ZM6 221V222H7ZM11 220H9L8 221V223H12V222H10ZM137 221V220H136ZM141 221L142 222H144L142 219H141ZM167 221V220H166ZM202 221V220H201ZM201 221H199V222H201ZM5 222V223H6ZM120 222V221H119ZM124 222V221H123ZM135 222V221H134ZM142 222H140V225L142 224ZM148 222V221H147ZM146 222V224H148V223H150V221L147 223ZM222 222V223H223ZM7 223V224H8ZM152 223V222H151ZM247 224L248 226H246V225H243V226H241L240 224ZM126 224V223H125ZM124 224V225H125ZM135 224V223H134ZM146 224L144 223V225L146 226ZM220 224V225H219ZM224 224V223H223ZM253 224H254V227H253ZM131 225V224H130ZM143 225V226H144ZM165 225H163L164 227H165ZM126 226V225H125ZM143 226H142V230H143ZM151 226H152V224H151ZM150 225H149V227H151ZM154 226V225H153ZM162 226V227H163ZM6 227H9V225H7ZM224 227V226H223ZM10 228H11V226H10ZM8 229V230H11V229ZM161 228V227H160ZM145 229V228H144ZM7 230V231H8ZM152 230V228L150 229V232H152L151 231ZM4 231V232H5ZM121 231V230H120ZM140 231H141V229H139L138 227H133V226H129V224L125 227V229H124V233H123V235L120 237V238H118L117 240H114V242L116 241V245H115V248H116V250L117 249H120L119 251L117 250V251H113L112 252V254H109L108 255V257H107V255L105 256V257H107L105 260H103V261H101V258L99 259L100 261L97 263L96 262V264H141L142 262H139L140 260L137 258V255L134 253V254H131L132 253V248H134V247H136V245H135V243L133 242L134 240H135V238H137L138 236L137 235H139V233H140ZM162 231H164L163 229H162ZM166 231V230H165ZM225 231V232H224ZM3 232V233H4ZM149 232V231H148ZM2 233V236L4 235V234H6V233H4L3 234ZM157 233V232H156ZM171 233V234H172ZM141 234V233H140ZM157 234V235H158ZM164 234V233H163ZM2 236H0V238H4V237H2ZM9 236H12V235H9ZM165 236V237H164ZM175 236H173V237H175ZM157 237V236H156ZM183 237V238H182ZM8 238V237H7ZM6 238V239H7ZM112 238V237H111ZM115 239V238H114ZM1 241V240H0ZM111 242H113V241H111ZM176 242V241H175ZM217 242H219V244H217L216 245V243ZM162 243V244H161ZM110 244V243H109ZM111 244H113V243H111ZM110 244V245H111ZM156 244V245H155ZM125 245V246H124ZM120 247V248H119ZM114 248V249H115ZM159 249H161V250H159ZM158 250H159V252L160 253H157L158 252ZM157 251V252H156ZM161 253H163V254H161ZM97 254V253H96ZM132 256H131V255ZM160 254V255H159ZM94 257V256H93ZM104 257V258H105ZM122 257V258H121ZM159 257V258H158ZM162 257V256H161ZM83 258V257H82ZM88 258H90V257H88ZM121 258V259H120ZM245 259L246 260V262L245 263H242L241 262V259ZM91 259V258H90ZM96 259V258H95ZM120 259V260H119ZM179 259V258H178ZM81 260V259H80ZM89 261V260H88ZM98 261V260H97ZM80 263V262H79ZM144 264H145V262H143ZM142 263V264H143ZM172 263V262H171ZM86 264V263H85ZM90 264V263H89ZM93 264V263H92ZM95 264V263H94ZM148 264V263H147Z\"/></svg>",
  "mask_w": 264,
  "mask_h": 264
},
{
  "label": "crops",
  "instance_id": "0c3cea01",
  "mask_svg": "<svg viewBox=\"0 0 264 264\" xmlns=\"http://www.w3.org/2000/svg\"><path fill=\"white\" fill-rule=\"evenodd\" d=\"M80 70H82L81 68H80ZM84 72V71H83Z\"/></svg>",
  "mask_w": 264,
  "mask_h": 264
}]
</instances>
